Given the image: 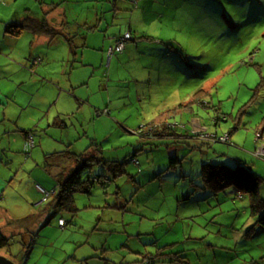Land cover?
<instances>
[{
	"label": "rangeland",
	"instance_id": "1",
	"mask_svg": "<svg viewBox=\"0 0 264 264\" xmlns=\"http://www.w3.org/2000/svg\"><path fill=\"white\" fill-rule=\"evenodd\" d=\"M30 1L0 0L2 33L10 9ZM87 1L71 3L72 15L86 19L87 8L104 4L101 29L115 22L114 0ZM156 1L158 23L132 17V39L111 66L114 44L98 30L83 29L75 62L59 36L33 52L31 32L0 43V232L14 264H264V228L248 194L236 184L212 193L197 177L205 161L248 166L264 200V0ZM30 52L43 64L29 68ZM58 75L62 98L79 97L65 106L69 130L46 122L37 90H50L48 102L57 98L50 84ZM21 129L31 130L32 148L24 150ZM74 152L101 161L88 163L83 177H104L89 194L74 193L70 211L55 195L78 164ZM118 163L125 172L114 177Z\"/></svg>",
	"mask_w": 264,
	"mask_h": 264
},
{
	"label": "crops",
	"instance_id": "2",
	"mask_svg": "<svg viewBox=\"0 0 264 264\" xmlns=\"http://www.w3.org/2000/svg\"><path fill=\"white\" fill-rule=\"evenodd\" d=\"M107 1L109 2V0H107ZM114 1H115L114 2V8H113L114 13H113L112 17H113V19H115V22H114L115 24L112 22H111V24H107L105 21V23L107 25L104 29H101V22H103V19H104V16H102V15H104V13L108 12V9L104 6V4L102 5V7H103L102 9L99 8V7H101L99 5H97L95 8L91 7L92 9H94V11H91V8L90 9L87 8V16H86L87 20L86 19H83V20L80 19L79 12H75L74 10H72V11L74 12L75 15H72L71 3L82 4V6H86V5H88L87 0H83V1L82 0H76V1H72V2H70L69 0H38V2H37L34 0V1H30L29 4H26V3L22 4L23 2H21L19 4V6L16 7L17 9H14V8L10 9V14L8 17L9 21L4 24V28H5L6 24H8L9 22H15V21L23 20L26 17L34 18L36 20H41V19L45 20V22L51 28L53 35L52 36H50V35L49 36H47V35H33L31 33L33 35L31 37V42H30V47H31L30 49L32 50V52L35 51L36 48L42 46L43 44H48V45L54 44L57 41V36H59V37H61V39L63 41L66 42L67 47H68L67 40H70V39L72 40V45L74 47V50L73 51L70 50L69 47H68V49H69L70 54L73 57V62H75L74 61V56L76 55L75 44L77 43V41H83V45H84V42H86V39H87L86 35H80L81 33L82 34L84 33V31H83L84 28L86 29L85 31H88L87 33H90V31H93V30L94 31L98 30V31L102 32L105 38H106V36H108V38H109L108 41H109L110 45H112V44H114L116 37L123 35V33H125L126 31H130L131 36H132V33H134V32L132 31L131 26L128 23V22L132 23V17H137L139 21L142 20L146 24H151V23L157 24L158 20L160 19L159 8L161 7V4L158 3L156 0H132V1H126V2H125V0H114ZM10 2L13 3L12 0H10ZM99 2H100V0L96 1V3H99ZM11 3H8V5ZM14 4H16V3H14ZM100 14H102V15L100 16ZM0 18H3L2 15H0ZM90 18H93V20L90 21L89 20ZM119 20H123V24ZM67 22H70L71 25L67 26ZM86 22H89L87 24L94 25L95 29H88L87 24H84ZM0 24H2V23L0 22ZM97 25H99V26H97ZM114 25H115V27H111ZM116 26H117V29H116ZM25 31H27V30H25ZM25 31H23V32H25ZM27 32H29V31H27ZM22 33L20 34V36L22 35ZM76 34H77V36H76ZM108 34H110V35H108ZM20 36H18L17 38H12V37L7 36L5 33H2L1 25H0V43L3 42L4 39H9V41H11V40L15 41ZM78 39H80V40H78ZM131 39L129 41H131ZM129 41H127L126 44ZM124 49H125V47H124ZM124 49H123V51H124ZM6 51L9 52L11 57L14 56L10 53V50H6ZM123 51L121 53H123ZM32 52H30V54L28 56V60H29L28 66H29V68L34 69V68L38 67L39 65L43 64V60H41L39 58V56H36ZM121 53H119V54H121ZM0 56H2V55H0ZM36 59L40 60V62L38 64H35ZM16 60H18V59H16ZM20 60L17 61V64H16L17 68L20 65L19 63L22 64V62ZM111 62H112V59L110 60L109 66H111ZM22 66H23V70H25L24 66H26V63L22 64ZM63 72H65V71L64 70L62 71L61 76H63V78H64ZM26 76L28 77L27 78L28 81H31V80L36 81L35 77L29 76L27 73H26ZM61 76L60 75L57 76V81H56L55 86H52V84H50L51 87L55 90V92H57V96H56L57 98H55L54 100H50L49 102L47 101L48 100L47 95L48 94L50 95V93H51L50 90H46V88L45 89L37 88V90H42V92H43V94L39 97V99H40V102L42 103V105H44V108L45 107L46 108L57 107L56 111L52 115L51 119H48L49 108H48L47 112L45 111L47 113V114H45V118H47L46 122L51 121V123L53 124L54 127H56V128L60 127L61 129L62 128L67 129L68 128V130H69L70 121H69L68 117H69V114H71V113H67L70 111L67 108L65 109V106L67 104L74 105L75 102L79 101V99H78L79 97L76 94L69 95V93L67 92V94L70 97L74 98L75 102H73V100H71L70 97H69L70 99L69 98L68 99L62 98V96L66 95V92L64 91V89H66V88L64 87V85H60L61 80H63V78H61ZM41 79L44 82H46L45 79H43V78H41ZM49 79H51V78H49ZM18 83H20V82H18ZM86 103H88V102L86 101ZM89 107L92 110V106L90 104H89ZM0 109H2V108L0 107ZM41 109H43V108H41ZM79 109H80V107H78V109H76V110H79ZM96 112L97 111H95V113ZM71 115H73V114H71ZM91 115H92V113H91ZM43 116H40L41 118L37 117V119L44 120ZM2 118L6 119L7 114L3 112ZM20 131L21 132H31V130L28 131V130H23V129H21ZM165 135L167 137L169 135V133H167ZM23 137H24V134H23ZM161 137H164V136H161ZM67 147H69V144L67 145ZM74 153H75L74 155L77 156V152H74ZM202 153L205 156V158H206V155L208 156V152L202 151ZM79 155L80 154H78V156ZM73 163H74V161L72 160L71 163H68L66 166L73 165ZM202 163L225 164V163H213V162H206V161L202 162ZM71 168H72V166H71ZM175 168H176V166H174V169ZM64 170H65V168H64ZM199 172H200V170H199ZM199 172H198V174H199ZM60 176H62V173L60 174ZM56 177H58V176H56ZM38 186H40V185H38ZM41 188H43V187H41ZM35 190L38 191V193L40 192L38 190L37 186L35 187ZM184 197H185L184 200H187V197L184 194H182V198H184ZM3 250L4 249L0 250V255L6 257V254H3V252H2Z\"/></svg>",
	"mask_w": 264,
	"mask_h": 264
},
{
	"label": "trees",
	"instance_id": "3",
	"mask_svg": "<svg viewBox=\"0 0 264 264\" xmlns=\"http://www.w3.org/2000/svg\"><path fill=\"white\" fill-rule=\"evenodd\" d=\"M25 30L31 32L33 35H53L51 28L48 26L45 20H36L34 18L28 17L24 18L23 20L9 22L4 28V33L9 37L17 38ZM67 42L69 49L73 51L74 47L72 45V40H67ZM201 96L202 93L200 91L196 92L193 96V99H199ZM194 100H192L190 103H193ZM179 107L183 106L181 104L177 105L175 108L163 112V115L166 117L168 113L173 114L175 113L174 111H176V109ZM22 133L24 134L25 139V137L30 135L31 132ZM92 145H95V147L98 146L97 144ZM72 155L78 159V164L75 168H72L68 177L64 181L57 183L58 192L55 195L58 207L69 208L70 211L72 210L73 194L76 192L89 194L94 183H101L100 178L104 177V175L94 176V178L90 175L83 177L84 173L86 172L85 170H88L92 163L101 162L97 157L92 155L90 156L86 153L80 154L79 156L74 154ZM178 162L179 160L177 158L171 156L169 158V168H174ZM113 163L115 162H112V164ZM104 164L109 165L110 163L104 162ZM121 165L118 163L116 166H111L112 170H115L114 177L120 176L125 172ZM60 177L61 176L58 175V178ZM198 178L203 184V187L212 193H217L224 190V188L228 186L236 184L239 188L238 190H243V192L248 194L250 198L251 212L253 215L257 216L256 223L264 228V200L258 194V185L261 179L251 171L250 167L241 165L239 163L234 166L202 163L200 165ZM9 245L10 238L4 236L0 232V250L8 248Z\"/></svg>",
	"mask_w": 264,
	"mask_h": 264
},
{
	"label": "built area",
	"instance_id": "4",
	"mask_svg": "<svg viewBox=\"0 0 264 264\" xmlns=\"http://www.w3.org/2000/svg\"><path fill=\"white\" fill-rule=\"evenodd\" d=\"M131 38H132V36H131V32L130 31H126L125 33H123V35H121L119 37H116V40L114 42V46H111V47L108 48L106 62H105L106 66H108L110 64V60H111L112 55H114L115 52L121 53L123 51L124 47H125L126 42L129 41ZM39 62H40L39 59L35 60V64H38ZM151 131H152V128H151ZM211 138H215V136H211ZM219 139L222 140V141H225L227 139V136H225L224 138H219ZM33 143H34L33 137L31 135H27L25 137L24 150H26L28 148L29 149L32 148L33 147ZM261 150L259 151V153L261 152ZM134 163L137 164V162H134ZM37 188L41 192V194L45 197L44 199H46L49 194L43 188H41L40 186H37ZM63 222L64 221L62 219L59 220L60 224H62Z\"/></svg>",
	"mask_w": 264,
	"mask_h": 264
},
{
	"label": "water",
	"instance_id": "5",
	"mask_svg": "<svg viewBox=\"0 0 264 264\" xmlns=\"http://www.w3.org/2000/svg\"><path fill=\"white\" fill-rule=\"evenodd\" d=\"M0 264H14L13 262H11L9 259H7L6 257L0 255Z\"/></svg>",
	"mask_w": 264,
	"mask_h": 264
}]
</instances>
